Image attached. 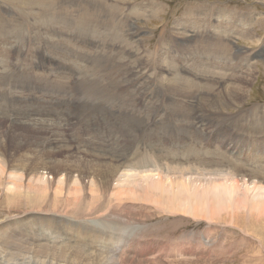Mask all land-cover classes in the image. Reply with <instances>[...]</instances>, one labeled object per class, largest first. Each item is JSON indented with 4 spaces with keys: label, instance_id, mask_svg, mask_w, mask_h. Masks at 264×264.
Segmentation results:
<instances>
[{
    "label": "rangeland",
    "instance_id": "374dc122",
    "mask_svg": "<svg viewBox=\"0 0 264 264\" xmlns=\"http://www.w3.org/2000/svg\"><path fill=\"white\" fill-rule=\"evenodd\" d=\"M14 1L15 2H13L12 0H0V28L6 26L5 23L9 25L20 23V21H18V18H20L19 14H21L22 10L24 11L25 14L27 13L26 15H28L29 17L30 15L37 14V8L32 9L33 6H30L32 5V3H30L32 0H30V2H28L29 0H14ZM52 1L51 2L53 3L54 6L53 7L51 4L52 8L55 9L59 6L60 8H62L63 11L65 10V11L74 12V9L77 8L78 9L77 11L79 12L80 9L83 10V8L87 9L88 7L85 0H81L80 2L76 0L78 1L77 3L81 7H77V6L74 7L73 5L74 3L72 2L70 3V1L67 2L68 0L66 1L67 3L65 2V0H60V2H58L59 0H52ZM90 1L91 0H87V3ZM56 2L58 3L56 4ZM105 2L106 4L108 3V5H112V3H114L115 6L119 5L121 11L120 13H122L120 14L121 19L127 21L128 30L126 29L125 26V28L122 29L123 31H121L122 33H120V35L122 34L124 42H122V44L120 45L122 47L119 46L120 52H122L121 55L119 54V57L124 58L126 56V58L124 59L120 58V59L123 62L126 61L130 66L136 67L140 74L137 85L134 87L129 86V88L125 90V100L127 98L126 101L129 102L128 110L133 111V113H136L139 110H140L139 112L143 111L141 115L145 117L144 123L146 125H149L151 123V119L154 116H156L157 124L151 125L152 133L146 135L143 133H139L137 131L139 121L129 122L126 120V126L127 128H129L128 130L131 131L133 129L134 134L131 133V137L125 138V141H123L122 139L123 136H121L122 138H120L119 142L123 141L122 142L123 145L119 146L118 149L120 150L122 155H124V156H120L119 160L126 159L128 167L123 166L125 165V163L121 165L120 162H114L112 160L110 161V160L102 159L98 151L96 152V156L94 157H92L93 152L91 153L87 152L88 149L84 151V154L75 153L76 150L72 144V140H71L72 137L70 138V142L68 141L69 143L68 142L64 143V145L60 147L61 149L58 148L56 149V151L50 150L48 152L47 150H42V152L44 151L43 153L39 150L37 145H34L35 146L34 147L33 144H29L28 142L27 143L21 142V144L17 142L14 143L15 141L13 142V140H11L12 138L10 137H9L10 139L9 138L6 139L8 141L5 140L1 142L2 140H0V142L3 143V144L0 143V145H2L0 146V150H1L0 155L2 156V157L0 156V161H1L0 170L1 169H5L6 171L8 170L7 173H3V175L0 174L1 176H3V177L0 176V179L6 176L5 179H2L3 181L0 180V264H92V263L93 264H264V246H263L264 238L263 240L261 239L262 240L261 242V240L258 239L261 237L258 236L254 237L253 235H248L244 231H241L242 229L234 227V225L232 226L231 223L220 224L219 223L221 222L220 220L219 221L213 219L211 220V217L205 214H208L207 213V211L209 210L208 207L212 203V199H213L212 195L209 196V200L211 198V202H207L204 199L201 200V198H203L202 192H200L201 195H199L197 198L196 196L192 197L190 193L185 191L184 193L181 192L183 195L182 196L179 195L177 201L176 200L174 201L175 199L174 195L178 193L177 188H173L172 186H170L171 183H168V181L165 184L164 180L162 181V178H160L159 176V171L160 172L162 171L164 173V171L169 169V167H173L175 164L172 162L171 163L159 162L161 164L160 165L158 162L154 161L153 159L152 160L148 159L150 156L160 159V155L166 153L163 152L160 155L158 154L156 155V153L154 154L152 152L154 150L157 151V149H159V151L160 150L164 151L167 148L168 149L167 152L170 151V145L167 142V140L164 139V137H169L171 135L176 134L177 132H180V130L183 131L182 129H184L185 131L186 129H188L189 126L190 127L194 126L195 124L194 119L189 117L187 119L183 118L182 120H180V118L178 117L180 113L185 112V114H191L192 111L195 110L200 111V109L203 108V110L205 109L203 111L205 115L211 114V113H207L211 111L210 109L211 107L207 105V103H209V100H211V103H209L210 105H214L215 107L217 105L216 112L218 113V115L223 116L225 114L224 115L225 117L232 119L234 122L231 131L221 136L220 139H225V137H227V139H232L233 142L236 145H238L239 148L244 147L243 154L245 153L258 154L260 153V150L264 148V127H263L264 125V119H263L264 118V50H263L264 49V0H105ZM105 2L103 0L102 3L105 4ZM21 3H24V5ZM68 3H70V6ZM99 6L95 7V11L98 13V19L100 18V20L103 21V23L105 24L109 23L110 20L105 17L106 11ZM152 6H154V9H156V11L151 10L153 8ZM65 8H67L68 10H66ZM101 9L103 10V12H101ZM33 11H35L36 13ZM80 12L82 13V11ZM80 12L79 14H81ZM220 12L222 13V15ZM233 15L240 17L241 15L247 17L249 16L250 22L245 25L244 31L241 36L238 35V32H236V34H233L234 37L232 36L233 39L229 44L230 46L229 50L231 49V51L229 52L231 53H227L226 50H223V46L225 45V42L223 46H218L217 42L214 40L215 38L214 34L215 32L227 33L228 27L220 26V30L219 29L214 30V26L222 23L223 20L230 19L228 17L234 18ZM243 16L241 18H243ZM219 17L222 18L219 19ZM247 17L244 18L247 20L248 19ZM86 18L90 20L91 16L90 17L88 16ZM216 18L218 19L217 21ZM74 19L75 18L72 17V20ZM231 20H235V19H231ZM236 21H237L235 22L236 27L234 28V30H236L239 26L238 19ZM198 22H200L203 25L202 30L208 29L210 32L202 31L201 29H199V27H201V24L198 27L197 24ZM212 22L213 25L209 26V24ZM31 23L34 26L35 23L33 20L31 21ZM194 23H196V27H193ZM5 29L8 30V28L6 27ZM23 32H25L26 34V35L24 34L26 39H29L30 37V35L28 34L29 29L25 27V30L23 28ZM129 32L136 33V35L131 38L132 41H134L135 43L129 42L128 37H125L127 36L126 34H128ZM62 34H63L62 38L65 39L67 36L69 37L73 35V31L70 28H68V30L63 29ZM161 35H164V38L162 39L163 41L161 40L162 42L160 41L161 43L159 44V39ZM43 37L54 38L50 36H43ZM9 43L10 44L13 43L12 45L9 44L10 49H12L11 46L14 45V42H9ZM66 44H67L66 47L68 46V44L70 45L68 46V49L74 48L73 50L77 52L81 51L85 54H89V55L91 54V56L94 55L96 59L98 57L102 59L107 55L106 50L104 51L93 50L90 46H86V45L84 46L81 43L77 44V42L72 43L71 40L70 41L67 40ZM27 45L29 47H32V45L30 44ZM79 46H81V48H79ZM148 46H151V48L153 49L149 50ZM158 47L160 48L159 51H158ZM127 48L128 50H126ZM81 49L83 50L85 49L84 50L85 52ZM220 49L223 52H226V54L221 57L217 56L214 58V60H210L209 57L207 56V51L209 50L213 52ZM124 51L126 53L128 51L129 53H131V55L129 54L126 55V53L124 54ZM155 52H157L156 53L157 55L155 54ZM0 53L3 56H5L1 58V60L2 61L5 60L6 62L8 60V64L10 65H15L18 59L20 58V56L16 55L15 52H10L9 47L6 46V43L3 40H0ZM100 56L103 57L101 58ZM152 57H154V59ZM71 59L72 58L68 56V54L66 53V55H64L63 57L62 62H64L63 64L71 65L73 64V59L72 60ZM128 60L130 61V63ZM5 61L3 62V64H6ZM157 63L158 65L155 66ZM167 63L169 65H167ZM179 63L182 65H180ZM8 64L4 66L8 67ZM150 64H152V66ZM165 64L167 66H164ZM170 64H172L173 66ZM211 64H213V66ZM203 65H209V66L205 67ZM202 66L205 67L206 70H209L207 71L210 72L209 76L215 77L216 79L218 78L219 80L224 74L225 79L223 81H218L216 83L217 84L216 87L211 86L208 88V86L207 87L203 86L204 87L203 88L199 84L198 80L195 81L193 78L189 76V74L192 73L193 75L199 73L203 68ZM249 68L253 73L251 76L254 79H252L251 80L252 82L246 86L245 91L247 90L246 92L247 95H245L243 99L238 101L237 105L236 104L226 105L224 103L225 99L222 98L223 95L221 96L219 91L222 89L225 83L227 84L231 83V77L233 76L232 75L233 73L234 75H238V74L242 75L243 73L246 74L247 73L246 71H248ZM165 69H169L171 71L170 75L172 76L175 75L174 79L176 83L178 82L179 79L182 78L189 79L191 84H193L194 86L193 89L194 90L198 89L199 91H201L199 93L203 95L200 97L202 98V100L200 99L199 101V99H197V94H195L192 101L189 102L190 104L192 103L193 104L187 105L188 106L187 108L183 103L178 105L179 101L176 99L177 97L175 99L170 98L169 99V101L171 100L170 103L167 102L168 99H164V100L161 99V101L155 100L158 99L155 98V92L171 90L173 87V84L170 87L168 85V81H169L168 79L172 80L173 77L169 76L168 78L165 74ZM35 72L34 73L36 76L41 75L40 77H44L42 76L44 70H42L41 68L36 69ZM47 76H51V78H49V81L51 82L60 81L64 84H67L68 82L71 83L75 82V80H73L72 82V80L70 79L69 80L64 79L62 77V74H59V76H57L56 72H54L53 70H51V73L48 72ZM97 77L103 78L101 75ZM5 93L8 94L7 97H3L0 91V96L2 97V98L0 97L1 98L0 102L3 103L0 104V113H2L0 114V116L3 117H7L11 115L9 113L10 107L7 106L6 101L15 94L14 91L10 89V86L5 89ZM206 94L209 95L206 96ZM122 95L124 94L121 93V96ZM208 96L209 98H207ZM144 98L147 100L144 101ZM179 98L181 99L180 94H179ZM198 101L203 106L199 104ZM152 102L158 105L157 109L156 108L152 109L153 107H155L154 103ZM158 103L160 104V106ZM139 107L142 108L140 109ZM180 107L181 110L179 111ZM143 108L145 111L143 110ZM184 110H186L187 112ZM174 111L176 112L174 113ZM168 117L169 118L171 117V119H169ZM44 118L46 117L45 116L42 117V119ZM176 121L178 122L180 121V122L177 123ZM163 123L167 125L165 126V124ZM173 123H175L177 126L173 125ZM212 123L213 122H211L210 120L206 122H200L198 124L199 126L197 127L200 128V131L203 134L204 133L207 134V132L209 133L211 131L219 130L220 128L219 124L217 125L215 123L213 124ZM207 127L209 128V130H207ZM100 130L102 133L101 137L108 136L110 134L109 130L101 129V128ZM96 132H97V126L96 123L95 124L93 123V130L89 137H88L89 132H87L86 137H88L87 139L89 141L97 142L98 144H100V142H98L96 139L97 137L95 138ZM164 140H166L167 143H165ZM188 140H189L188 142L193 141L191 139ZM218 140H219L218 137L215 138L213 142H211L212 140L209 139L208 140L209 143L206 144L203 142L204 138L200 137L199 139L201 143L205 144V145L202 144V146L207 149L211 148L210 145L214 146L211 149H215L216 147H218V145L216 144ZM130 142H133L134 145L132 144V146L129 147L128 143ZM15 144H20L18 146L21 148V151L17 145L16 147H14ZM24 144L26 145V147ZM152 146L155 147L150 149V147ZM4 148L7 150V152ZM17 148H19L20 151L18 153L16 152L18 151ZM31 151L33 154L31 153ZM54 153L57 155H55ZM18 154L20 156H18ZM44 154H45V158H44ZM73 154L80 155L81 159L78 162V164L82 163L81 166H83L84 172L89 173L91 170L90 166L92 167L95 166L97 168L96 169L94 167L95 169H93V172L95 171L94 173L96 174V176L94 174L95 178L93 176L94 180H92L93 178L90 177L83 178V188L81 187L79 188L80 189L79 192L82 190L80 194L78 190L74 189L77 186L79 187L80 186L79 184H81L80 181L78 180L79 174L73 173L70 176L71 178L69 177V179L67 180L69 182H67L65 180V177L63 176L66 172H63L62 167L57 164V162L64 161L68 156H71ZM32 155H33V159H31ZM40 155L42 156L40 157ZM42 157L44 159H41ZM54 157H57L58 159ZM3 159L5 161H3ZM50 159H53L52 162H55V166L52 165V167L50 166L48 170L47 168L44 171L42 170L40 174L43 175H40L41 177L34 176L35 177L34 178L33 174L31 175L30 173L31 166L35 165L36 167V165L39 163L38 161L42 162L47 160V162H49L48 160ZM143 159L146 160L142 163L141 161ZM161 160L164 161L163 159ZM3 162L4 163L7 162L6 166L8 168L7 167L4 168ZM27 163L29 164V166ZM107 163L110 165H108ZM257 163L258 162L253 161L251 162V166ZM134 164H136L135 167L132 166ZM144 164L148 166L154 164L153 165L154 167L152 166L151 170L148 169L149 171L148 170L146 171L145 170L146 168H141V166H143ZM18 165L22 166L23 168L22 167L20 168ZM24 165H26V167ZM114 165L117 168H115ZM165 165L167 166V168ZM258 166L263 167L264 169V161L260 162ZM35 167H33L32 169H34ZM103 167L106 169L105 171H102L104 169ZM162 167L163 169H161ZM11 168H13L14 170ZM50 168H52L53 170ZM110 168L116 169L114 170L116 173L112 172L114 173L113 175L112 174L108 175L109 173L108 169ZM19 171H21L22 173ZM151 171L153 172L150 173ZM68 172L70 171L67 170V173ZM99 172L102 173L100 174ZM261 172L263 173V170ZM0 173H2V171H0ZM97 173L99 174V176ZM200 177L197 178L199 179ZM33 180L35 182H33ZM171 180L174 181V178L172 176H171ZM99 181H101V183H99ZM153 181L159 182V184L160 182L164 183L165 185L164 188H161V190H155L157 193L154 190L151 191L150 189L146 190V188L148 187V183L151 184L153 183ZM13 182H16V184ZM29 182H31V184H29ZM18 183L20 184V186ZM62 183L64 188L62 187V185H60ZM133 183L135 184L133 185ZM91 184L92 185L96 184V186L98 184L100 186L99 188H97L95 187V185L91 186ZM241 184L242 183H240V185ZM130 185H132V187ZM15 186H19V187L22 186L24 189L23 190L24 193L22 192V190H18L17 192H15L16 191ZM127 186L131 188V191L129 189V191H125L126 193L124 191H122L121 193V190L115 189V188L117 189L128 188ZM144 186L146 188H143ZM241 186L240 188L242 190H245L246 186H242V187ZM19 187H17L16 189H18ZM93 187H95L94 190L96 188L99 190V191L95 190L97 194H94L95 191L93 190ZM171 187L172 190L170 189ZM197 187H199L200 190L202 189V185L199 186L198 184ZM41 188L42 189L45 188L44 190L46 192L47 191L49 192H47L46 194V192H44V190L42 191ZM141 188H143V190ZM25 189L27 190V192ZM28 189L30 190L28 191ZM63 189L65 190L63 191ZM37 190L39 191L41 190L40 194ZM59 190L62 192L59 193ZM261 190L264 191V188H262ZM19 191L21 192L20 193L21 196L25 194L24 197L25 196L30 197V195H32L33 197L32 196L30 198L28 197L29 198L28 200L27 197H25L26 199L25 200L23 199L24 197L22 198L20 194H18ZM55 191H57V193H55ZM31 192L32 194H30ZM159 192L161 195L159 194ZM13 193H17L18 196L22 198V200L19 197H17L16 199V197L12 196L14 195ZM98 193L101 194V197L100 194ZM141 193H143V195H141ZM262 193H263L262 196L264 198V192ZM35 194H37L38 196H36ZM41 194L42 196H39ZM58 194H60V196ZM103 195L104 197H102ZM138 195H140L141 198ZM158 195L161 197H159ZM254 195L255 194H253V196ZM164 196L166 197L164 198ZM184 196L185 197L187 196L188 198L186 197L187 199L184 200L185 199ZM151 197L152 199H149ZM154 197L157 199L156 200L153 199ZM18 198L22 201L23 204ZM66 198L67 200L69 199V201H67ZM32 201L34 202V204L39 203L37 204L38 206L34 205ZM42 201H43V205H47V206L42 207L43 206ZM58 201L59 204L57 205ZM17 202H20L21 204ZM26 202L29 204L27 205ZM53 202L54 203L57 202V203L54 204ZM79 205L84 210L81 209ZM176 205L178 212L176 211ZM72 206L74 208H72ZM35 207H37L36 210H34ZM192 207L194 208L192 209ZM38 208H41L42 210ZM75 208L77 210H75ZM195 209L196 210L199 209V211L195 212L196 211ZM203 210L206 211V212L204 211L205 214L203 213ZM77 211H79L78 213L80 216L78 215ZM200 214L201 216H199ZM202 214H204L205 216L203 215L202 217ZM77 216L82 219L78 218ZM215 222L217 224H215ZM245 238L247 241H245Z\"/></svg>",
    "mask_w": 264,
    "mask_h": 264
},
{
    "label": "bare ground",
    "instance_id": "6f19581e",
    "mask_svg": "<svg viewBox=\"0 0 264 264\" xmlns=\"http://www.w3.org/2000/svg\"><path fill=\"white\" fill-rule=\"evenodd\" d=\"M12 1L15 2L14 0H12ZM51 1L50 0H32L30 2V0H29L28 2L32 3V5H30V6H33L32 9L37 8V14L30 15V17H29L28 15H26L27 13L25 14L24 11L22 10L21 14H19L20 18H18V21H20V23H16L14 25H9V24L5 23L6 26H4L3 28H0V40L5 41L6 46L9 47L10 52H15L16 55L20 56V58L18 59V61L16 62L15 65H10V64H8V60H7V62L5 60H3V61L1 60V58L5 57V56H3L0 53V91H1V94L3 97H7L8 94L5 93V89L9 86H10V89L12 91H14V93H15L10 99H7V101H6L7 106L10 107V111L9 110L8 111L11 115L7 116V117L0 116V140H2L1 142H3L7 138L10 137V138H12L11 140H13V142L15 141L14 143L17 142V143L21 144V142H26V143L28 142L29 144H33V146L37 145L41 152H42V150H47V152H48L50 150L56 151V149H58V148L61 149L60 147L62 145H64V143H67L68 141L70 142V138L72 137L71 140H72L73 147L76 150L75 153L84 154V151L86 149H88L87 152H90V153L93 152L92 157H94V156H96V152L98 151L100 153L102 159L110 160V161L112 160L114 162H120L121 165H123L125 163V165H123V166L128 167L126 159L119 160L120 156H124V155H122V153L118 149L119 146L123 145L122 142L125 141V138L131 137V133H133V129L131 131L128 130L129 128H127V126H126V120L129 122L139 121L137 131L139 133H143V134L148 135V134L152 133L151 132V125L157 124V117L154 116L151 119V123L149 125H146L144 123L145 117L141 115V113H143V111L139 112L140 111L139 110L136 113H133V111L128 110L129 102L126 101L127 98L125 100V90L127 88H129V86L134 87L137 85L138 78H139L140 74H139L136 67L130 66L126 61L123 62L121 60L123 57L122 58L119 57V54L120 55L122 54V52H120L119 46L122 44V42H124L122 34L120 35V33H122L121 31H123L122 29H124L125 26H126V29L128 28L127 27V25H128L127 21L121 19L120 14H122V13H120L121 11H120L119 5L115 6L114 3H112V5H108V3L106 4L107 1L105 2V0H104L105 4L102 3L103 0H91L88 3H87V0H85L89 9H88V7H87V9L83 8L84 11L82 9H80V11H82V13L79 11L81 14H79V12L77 11L78 10L77 8L74 9V12L65 11V10L63 11L62 8H60L59 6L54 9L51 7V4L53 6L54 2L52 1L53 2L52 3ZM66 1L67 0H65V2ZM69 1H70V3L71 2L74 3L73 4L74 7L75 6L81 7L77 3L78 1L80 2L81 0H78V1L68 0L67 2H69ZM58 2H60V0ZM58 2H56V4ZM70 3H68L69 6H70ZM21 4L24 5V3H21ZM97 6L101 7L103 10L106 11L105 17L110 20L109 23L105 24V23H103V21L100 20V18L98 19V13L95 11V7H97ZM82 7H83V5H82ZM152 7L153 8L151 10L156 11V9H154V6H152ZM67 8H69V7H67ZM67 8H65V9L68 10ZM102 9H101V12H103ZM86 10H88V11H86ZM33 12H35V11H33ZM221 15H222V13H221ZM88 16L89 17L91 16L90 20H88L86 18ZM224 16H226V15H224ZM242 16L243 15H241V17ZM72 17L75 18L74 19L75 21L72 20ZM222 17H219V19ZM241 17L236 16V15L234 16V18L228 17L230 19L227 18L228 20H223L222 23L214 26V30L215 29L220 30V26L228 27L227 33L226 32H218V33L215 32V34H214V36H215L214 40L217 42L218 46H223V44L225 42V45L223 46V50H226L227 53H231V52H229V51H231V49L229 50V48H230L229 44L234 37L233 34H236V32H238V35L241 36L243 31H244L245 25L250 22L249 16L248 17L243 16V18H241ZM244 17H247L248 19L246 20ZM217 18H216V21L218 20ZM231 19H235V20H231ZM237 19H238L239 26L236 30H234V28L236 27L235 22H237L236 21ZM32 20L35 23L34 26L31 23ZM197 24L199 27L201 23L198 22ZM210 25H213V22L210 23L209 26ZM5 27L8 28V30H6ZM25 27H27L29 29V33H28L30 35L29 39H26V37L24 36L25 32H23V28L25 30ZM193 27H196V23H194ZM68 28L72 29L73 35H71L69 37L67 36L65 39H63L62 38L63 29L68 30ZM202 28H203V25L201 24V27H199V29L202 30ZM202 31L210 32L208 29L202 30ZM164 33H166V32H164ZM197 33H200V32H197ZM123 34H124V32H123ZM126 35L127 36H125V37H128L129 42L135 43L134 41H132L131 38L133 36H135L136 33L129 32ZM43 36H50V37H54V38H44ZM163 38H164V35H161V37L159 39V44L163 41L162 40ZM67 40H69V41L71 40L72 43L77 42V44L81 43L84 46L85 45L90 46L93 50H101V51L106 50L107 55L104 58H102L103 56L102 57L100 56L102 59H100L98 57L100 60L98 58H97L98 59L97 60L94 55L91 56V54L90 55L85 54V53L80 51L81 53L84 54L83 55L80 52L73 50L74 48L68 49V46H70V45L68 44V46L66 47ZM9 42H14V45L11 46L12 49H10V46H9L10 43ZM12 44H10V45H12ZM27 44L32 45V47H29ZM157 46H159V45H157ZM74 47H75V45H74ZM120 47H122V46H120ZM148 47H149V50L153 49V48H151V46H148ZM79 48H81V46H79ZM159 49L160 48L158 47V51H159ZM81 50H83V49H81ZM126 50H128V48ZM125 51H124V54L126 53ZM129 51H130V49H129ZM226 52H223L221 49L217 50V51H213V52L208 50L207 56L209 57L210 60H214L215 57H217V56L221 57V56L225 55ZM66 53L68 54V56H70L73 59V64H71V65L63 64L64 62H62V60H63L64 55H66ZM156 53L157 52H155V54ZM128 54L131 55V53H129L127 51L126 55H128ZM85 55H87V56H85ZM207 56H206V58H207ZM124 58H126V56ZM152 58L154 59V57H152ZM71 60H70V62H71ZM4 61L6 62V64H3ZM131 61H132V59H131ZM129 63H130V61H129ZM7 64H8V67H5L4 65H7ZM150 65L152 66V64H150ZM157 65H158V63L155 66H157ZM167 65H169V64L167 63ZM167 65L165 64L164 66H167ZM170 65H172V64H170ZM180 65H182V64H180ZM211 65L213 66V64H211ZM177 66H179V65H177ZM203 66L207 67L209 65H203ZM205 67H203L201 69L202 72L200 71L196 75H193V73L189 74V76L191 78H193L195 81L198 80L199 84L202 87L203 86L204 87L208 86V88L211 86L216 87L217 86L216 83L218 81H223L225 79L224 74L222 75V77L220 75L221 78L219 80H218V78L216 79L215 77L209 76L210 72H207L209 70H206ZM33 68H35V69H33ZM40 68L42 70H44V73H42L43 74L42 76H44V77H40L41 75L40 76L35 75V73H36L35 70L40 69ZM220 68H222V67H220ZM51 70L56 72L57 76H59V74H62V77L64 79H67V80L70 79V80H72V82H73V80H75V82H73V83L68 82L67 84H64L60 81L59 82L58 81L51 82V81H49V78H51V76H53V75L47 76V73L48 72L51 73ZM189 71H191V70H189ZM248 71H246L247 72L246 74L243 73L242 75H240V74L234 75V73H233L232 74L233 76L231 77V83H229V84L225 83L223 85L222 89L219 91L220 95L221 96L223 95L222 98L225 99L224 103L226 105H230V104H232V105L236 104L237 105L238 101H240L241 99H243L245 97V95H247L246 94L247 90L245 91L246 86L252 82L251 81L252 79H254L251 76L253 73L251 72L250 68ZM252 71H254V70H252ZM170 72L171 71L169 69H165V74L168 78H169V76H172V75H170ZM99 75H101L103 78L97 77ZM174 76H172L173 77L172 80L167 78L169 80L168 81L169 87L172 86V84H173L172 89L155 92V98H158L155 100L161 101V99H163V100L168 99L167 102L170 103L171 102V100L169 101L170 98L175 99L177 97L176 99L179 101L178 105L183 103L186 106V108L188 107L187 105L193 104L192 102H191L192 104H190L189 102L192 101L195 94H197V99H199V101H200V99L202 100V98H200V97L203 95L201 93H199L201 91H199L198 89L194 90L193 89L194 86H193V84H191L189 79L182 78V79H179L178 82L176 83ZM138 85H139V83H138ZM121 93L124 95L121 96ZM179 94H180L181 99L179 98ZM207 95H209V94H206V96ZM22 96H24V97H22ZM45 96H47V97H45ZM1 98H0V101H1ZM207 98H209V96ZM136 100H138V99H136ZM145 100H147V99L144 98V101ZM1 103L2 102H0V104ZM152 103H154V102H152ZM173 103H172V105H173ZM209 103H211V100H209ZM209 103H207V105H209L211 107L210 108L211 111H209L207 113H211V114L205 115L203 113V111L205 109L203 110V108H201L200 111L195 110V111H192V113L189 112L191 114H185V112L181 111L183 113H180L178 115L180 120H182L183 118L187 119L190 117V118L195 120L194 126L193 127L189 126L188 129H186L185 131H184V129H182L183 131H181L179 129L180 132H177L176 134L171 135L169 137H164V139H166L170 145V151L167 152V150H168L167 148L164 151H161V150L159 151V149H157V151L154 150L152 152L154 154L156 153V155L157 154L160 155L163 152H166V153L161 154L160 159L153 157V156L152 157L150 156L151 158L149 157L148 159H151V160L153 159L154 161H156L158 163L159 162L160 163H165V162L171 163L172 162L175 164L173 167H169V169H167L166 171L163 170L164 173L162 171L160 172L158 170L159 176H160V178H162V181L164 180L165 184L168 181V183H171L170 186H172L173 188H177L178 193L176 195H174L175 196L174 201L175 200L177 201V198H179V195L180 196L183 195L181 192L184 193L185 191L190 193L192 197L196 196L197 198L199 195H201L200 192H202L203 198H201V200L204 199L207 202H211V198L209 200V196L212 195L213 199H212V203L208 207L209 208V210L207 211L208 214H205L204 213L205 210H203V213L205 215H209L211 217V220L212 219L216 220V221L220 220L221 221V222H219L220 224L221 223H231L232 226L234 225V227L242 229L241 231H244L248 235H253L254 237L258 236V237H261V238H258L259 240H261V239L263 240V238H264V198L262 196V194H263L262 192H264V191H262L261 189L264 188V169H263V167H259L258 164L260 162L264 161V148L262 150H260V153H258V154H251V153L243 154L244 147L239 148L238 145H236L232 139H227V137H225V139H220L221 136H223L224 134H227L231 131L234 122L232 119L225 117L224 116L225 114L224 115L222 114L223 116L218 115V113L216 112L217 105L215 107L214 105H210ZM161 104H162V102H161ZM199 104H201V103L199 102ZM239 104H240V102H239ZM154 105H155V107H153L152 109H154V108L157 109L158 105H156L155 103H154ZM178 105H177V108H178ZM201 105H199V106H201ZM124 106H125V109H127L128 111L124 109ZM159 106H160V104H159ZM142 107H143V105H142ZM161 107H162V105H161ZM184 109H185V107H184ZM143 110H144V108H143ZM180 110H181V107L179 108V111ZM182 110H183V108H182ZM6 111H7V109H6ZM176 111H174V113ZM184 111H186V110H184ZM0 114H2V113H0ZM7 115H9V114H7ZM173 115H175V114H173ZM44 116L46 118L42 119V117H44ZM169 119H171V117ZM209 120L211 122L217 124V125L219 124L220 128H219V130L211 131L209 133L207 132V134H205V133L203 134L200 131V128H198L197 126H199L198 124L200 122H206ZM176 122L179 123L180 121L179 122L176 121ZM93 123L94 124L96 123L97 132H96L95 138L97 137L96 139L98 142H100V144H98L97 142H91L87 139L93 130ZM183 123H184V121H183ZM163 124H165V123H163ZM224 124H226V125H224ZM166 125L167 124H165V126ZM173 125H176V124L173 123ZM178 127H180V126H178ZM263 127H264V125H263ZM100 128L109 130L110 134L108 136L101 137L102 133H101ZM260 129H263V128H260ZM207 130H209L208 127H207ZM87 132H89L88 137H86ZM172 133H174V132H172ZM121 136H123V138ZM200 137L204 138L203 142L206 144L209 143V141H208L209 139H211L212 140L211 142H213L215 140V138L218 137L219 140L216 143L218 145V147H216L215 149H211L214 147L213 145H210L211 148H209V149L203 147L202 146L203 143H201V141H199ZM120 138L123 139V141L121 140L122 142H119ZM188 139H191L193 141L188 142L189 141ZM166 140H164L165 143H167ZM196 140H198V141H196ZM226 140H227V142H226ZM6 141H8V140H6ZM6 143H8V142H6ZM1 144H3V143H1ZM9 144H10V141H9ZM20 144H15L14 147H16V145L18 146ZM132 144L134 145L133 142L128 143L129 147L132 146ZM65 145H68V144H65ZM203 145H205V144H203ZM0 146H2V145H0ZM155 146L150 147V149L154 148ZM5 147H6V145H5ZM25 147H26V145H25ZM30 147H31V145H30ZM19 148H17V150H18V151H16L17 153L21 151V148H20V151H19ZM23 149H24V147H23ZM132 150H133V148H132ZM136 150H137V148H136ZM146 151H147V149H146ZM6 152H7V150H6ZM31 153H32V151H31ZM35 153H37V152H35ZM59 153H61V152H59ZM42 155H40V157ZM55 155H57V154H55ZM18 156H20V155L18 154ZM161 156H162V158H161ZM24 157H26V156H24ZM29 157H28V160H29ZM40 157H39V159H40ZM90 157H91V155H90ZM22 158H23V155H22ZM34 158H36V157H34ZM44 158H45V154H44ZM44 158L42 157L41 159H44ZM54 158H57V157H54ZM18 159H19V157H18ZM31 159H33V155H32ZM80 159L81 158H80L79 154H77V155L73 154L71 156H68L64 161L57 162V164L62 167V171L66 172L63 175L65 177L66 181L69 179V177L73 173L79 174L78 180L80 181L81 184H79L80 185L79 187L77 186L74 188L75 190H78V192L80 190L79 189L80 187L83 188V178L84 177L93 178V176L95 174L94 173L95 171L93 172V169L96 168L95 166H94L95 168L90 166V169H91L90 172L89 173L84 172V168H83V166H81L82 163L78 164ZM98 159H99V157H98ZM161 159H163L164 161H162ZM23 160H22V162H23ZM50 160H51V162H50ZM50 160H48L49 162H47V160L42 161V162L38 161L39 163L36 165V167H35V165L34 166L32 165L35 168L32 169L33 167L31 166V171H30L31 175L33 174V177L43 175V174H40V172L42 170L44 171L46 168L48 170V168L50 166L52 167V165L55 166V162H52L53 159H50ZM94 160H97V159H94ZM145 160L146 159H143L141 162L143 163ZM3 161H5V160L3 159ZM253 161H256L258 163L251 166V162H253ZM22 162H19V163H22ZM35 162H36V159H35ZM6 164H7V162L4 163V168L7 167ZM112 164H114V163H112ZM9 165H10V163H9ZM99 165H101V164H99ZM108 165H110V164H108ZM116 165H118V164H116ZM153 165L148 166V165L144 164L143 166H141V168H146L145 170L147 171L148 169L151 170V167ZM160 165H158V166H160ZM24 166L26 167V165H24ZM28 166H29V164H28ZM118 166H120V165H118ZM132 166L135 167L136 164H134ZM155 166H157V165H155ZM19 167L21 168L22 166H19ZM114 167H115V165H114ZM13 168H11V169H13ZM115 168H117V167H115ZM118 168H120V167H118ZM166 168H167V166H166ZM50 169H52V168H50ZM161 169H163V167ZM4 170L5 169H1L0 171H2V173H0V174L3 175V173H7L8 170L7 171L5 170L6 172ZM67 170H69L70 172L67 173ZM105 170L106 169L104 168L102 171H105ZM114 170H116V169H114V168L108 169V171H109L108 175L109 174L113 175L114 173H116ZM262 170H263V173L261 172ZM153 171H151L150 173H152ZM19 172H21V171H19ZM112 172H114V173H112ZM25 174H26V172H25ZM222 174H225V175H222ZM58 175H59V173H58ZM23 176H24V173H23ZM95 176H96V174H95ZM95 176H94V178H95ZM98 176H99V174H98ZM171 176L174 178V181L171 180ZM200 176H202V177H200ZM1 177H3V176H1ZM5 177L2 179H5ZM197 177H200L201 179L200 178L198 179ZM94 178L92 180H94ZM107 178H109V177H107ZM2 179H0V180H2ZM29 179H30V177H29ZM40 179H42V178H40ZM13 180H15V179H13ZM16 182H13V183L16 184ZM33 182H35V181L33 180ZM67 182H69V181H67ZM132 182H134V181H132ZM63 183L60 185H62V187L64 188ZM95 183H96V181H95ZM99 183H101V181H99ZM135 183H137V182H135ZM135 183H133V185ZM240 183H242L241 184L242 186H246V188L244 187L245 190H242L240 188V186H241ZM2 184H3V182H2ZM29 184H31V182H29ZM33 184H35V183H33ZM145 184H143V185H145ZM198 184H199V186L202 185L201 190L199 189V187H197ZM94 185L97 188H99V186H100L98 184H97V186H96V184H94ZM94 185L91 184V186H94ZM19 186H20V184H19ZM19 186H15V187L17 188ZM130 186L132 187V185H130ZM164 186H165L164 183L160 182V184H159V182L153 181V183H151V184L148 183L147 188L145 186L143 188H146V190L150 189V191L151 190L155 191V190H161V188H164ZM167 186H166V188H167ZM21 187H19L18 189L15 188V190H16L15 192H17L18 190H22V192L24 193V191H23L24 189H23V187L22 188ZM95 187H93V190ZM127 187L128 188H124V189L123 188H118V189L115 188V189L121 190V193H122V191H124V192L129 191V189L131 191V188H129V186H127ZM172 187L170 188L171 190H172ZM56 188H58V187H56ZM97 188L95 189L96 191L98 190ZM143 188H141V189L143 190ZM44 189H42V191ZM103 189H102V191H103ZM29 190L30 189H28V191ZM64 190L65 189H63V191ZM37 191L40 194L41 190L40 191L37 190ZM81 191L79 192V194L81 193ZM96 191L94 194H97ZM144 191H145V189H144ZM26 192H27V190H26ZM44 192H46V191L44 190ZM47 192H49V191H47ZM47 192H46V194H47ZM61 192L62 191L59 190V193H61ZM105 192H106V190H105ZM20 193L21 192L19 191L18 194H20ZM33 193H35V192H33ZM55 193H57V191H55ZM100 193H98V194H100ZM174 193H176V192H174ZM13 194L14 195H12V196L16 197V199H17V197H19L17 193H13ZM30 194H32V192ZM115 194H116V191H115ZM134 194H136V193H134ZM152 194H153V192H152ZM159 194H160V192H159ZM253 194H255V195L253 196ZM24 195L21 196V194H20V196L22 198L24 197ZM35 195L38 196L37 194H35ZM58 195L60 196V194H58ZM141 195H143V193H141ZM148 195H149V192H148ZM31 196L32 195H30V197ZM39 196H42V194ZM138 196L140 197V195H138ZM151 196H153V195H151ZM25 197H27V196H25ZM25 197L23 199H25ZM28 197H27V200L30 198V197L29 198ZM55 197H57V196H55ZM100 197H101V194H100ZM102 197H104V195ZM159 197H161V196H159ZM165 197L166 196H164V198ZM171 197H173V196H171ZM186 197L184 200H186L188 198V197L187 198ZM22 198H20V199L22 200ZM37 198H39V197H37ZM131 198H132V196H131ZM131 198H129V199H131ZM149 199H152V197ZM153 199L156 200L157 198L154 197ZM161 199H163V198H161ZM66 200H67V198H66ZM55 201H56V199H55ZM67 201H69V199ZM151 201H153V200H151ZM164 201H165V199H164ZM30 202H31V199H30ZM17 203H20V202H17ZM21 203H22V201H21ZM56 203H54V204H56ZM13 204H15V203H13ZM28 204L29 203H27V205ZM33 204H34V202H33ZM37 204H39V203H35L34 205H37ZM58 204H59V201H58L57 205ZM94 204H95V202H94ZM42 205H43V201H42ZM177 205H178V203H177ZM177 205H176V211H177ZM186 205H187V203H186ZM189 205H190V203H189ZM44 206H47V205H43L42 207H44ZM160 206H161V204H160ZM79 207L81 208L80 205H79ZM86 207H88V206H86ZM98 207H100V206H98ZM187 207H188V205H187ZM194 207H192V209ZM36 208L37 207H35L34 210H36ZM41 208H38V209L42 210ZM72 208H74V207L72 206ZM179 208H180V206H179ZM81 209H83V208H81ZM53 210H55V209H53ZM75 210H77V209L75 208ZM73 211H74V209H73ZM173 211H174V209H173ZM198 211H199V209H197L195 212H198ZM200 211H202V210H200ZM31 212H32V210H31ZM78 212L79 211H77V213ZM192 213H194V212H192ZM204 214H202V217ZM78 215H79V213H78ZM199 216H201V214ZM78 218H80V217H78ZM80 219H82V218H80ZM215 224H217V223L215 222ZM262 240H261V242H262ZM245 241H247L246 238H245Z\"/></svg>",
    "mask_w": 264,
    "mask_h": 264
}]
</instances>
